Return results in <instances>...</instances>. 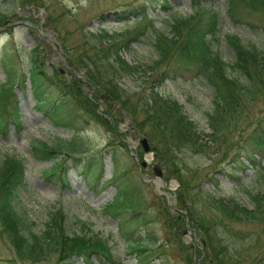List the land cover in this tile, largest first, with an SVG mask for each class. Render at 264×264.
Listing matches in <instances>:
<instances>
[{
	"label": "rangeland",
	"instance_id": "obj_1",
	"mask_svg": "<svg viewBox=\"0 0 264 264\" xmlns=\"http://www.w3.org/2000/svg\"><path fill=\"white\" fill-rule=\"evenodd\" d=\"M169 2L171 8H164L162 0H14V2L0 0V12L9 16L7 22L0 25V85L6 81L8 72L1 55L3 48L14 57L13 75L16 81L20 79L22 72H28L30 68L28 56L36 46H40V58L46 59L47 70L52 73L54 69H61L62 78L69 81L73 72L79 78L87 80L91 64L88 61L80 62L83 54L112 48V51H118L130 65L139 66L135 75L116 76L119 85L130 93V104L135 106L140 103L139 97L144 92H149L150 86L153 85L144 83V80L151 76L149 66L157 57L154 45L157 30L170 35L173 14L175 12L183 16L191 14V0ZM141 5L146 6L147 19L130 17L121 20L117 16V13L128 12ZM214 7L220 11L221 24L219 38L213 40V46L224 61L232 63L235 57L234 49L225 38L227 34L237 35L246 46H263V32L254 29L246 21L234 22L228 17V0H218ZM239 8V13L244 16L247 9L242 6ZM103 32H107L109 36H99ZM92 72L102 74L105 68L101 67L99 71L92 69ZM228 74L230 77L236 76L230 69ZM159 89L161 95L177 99L185 112L198 123L199 128L211 134L208 121L215 108L214 89L203 78L187 73L176 79L166 80ZM14 91L22 129L19 130L13 123H9L5 133L0 130V161L5 156H16L25 162L26 181L20 192L19 208L35 222L34 230H40L51 213H60L65 220L67 234L80 233L86 227L89 235L96 234L109 242L115 259L114 264H136L125 237L120 234L121 218L105 210V206L113 201L117 194L116 186L110 185L108 181L115 173L114 161L117 159L131 186V193L138 196L136 207L124 212L122 217L132 220H128L127 226L138 229L140 236H147L146 234L151 232L158 242L163 244L155 253L159 258L150 264H211L210 257H207V261L204 260L207 252L204 249L203 232L188 218L185 224L180 220V214L187 216L186 211L181 210L177 203L180 182L174 170L160 160L156 151L151 150L153 145L159 147L161 137L150 124L131 127L129 114L123 110L116 112L117 128L123 134L120 141L108 126L88 118L90 117L88 113H84L77 129L79 132L76 130L74 132L69 127L53 123L48 110L38 111L29 81L25 87L16 85ZM84 91L89 93V96L97 98L99 112L107 110L108 103L100 97L99 91H92L88 87H85ZM261 110L263 113L264 100L248 107L246 123L245 120L241 122L229 142L240 141L244 134L251 130L249 122L255 120ZM139 119L142 118L139 116ZM244 126L246 130L242 133ZM76 132L82 138L85 149L83 153L74 155H79L84 162L87 159H83L85 155L80 154H89V157L97 158L96 161L103 157L105 168L101 179L106 180L104 187L102 183L91 185L89 177H86L81 169L83 163L80 162L78 165L79 170L75 169L73 157L67 152L59 155L65 159L68 167L66 186L61 182L59 174L49 180L42 172L50 168L54 160L39 161L33 157L31 145L35 141L53 144L57 140L73 138ZM142 138H147L150 151H144ZM205 140L208 138L205 137ZM205 140L202 142L204 145ZM111 144L115 147V152ZM208 144L210 147H204V150L211 154L217 151L214 142L208 140ZM234 152L235 148H231L230 153ZM221 157L219 152L214 155L212 162L204 154L185 153L177 166L185 174H192L195 171L202 173L198 180L192 182L195 187L209 191L218 198L233 197L251 206L250 194L258 190L256 171L259 167H253L244 158L243 161L249 166L247 172L234 175L228 168L218 172V168L227 167ZM142 162H146V165ZM155 166L162 169L161 178L155 175ZM132 211L139 213H134L132 218ZM206 211L209 215L213 214L212 209ZM233 229L241 232L245 237L244 242L249 243V246L250 243L255 244L252 237L257 239L256 246H250L251 248L244 252L243 264H253L254 259L264 252V223L242 220L234 223ZM222 237L228 238L224 235ZM180 244L185 247L181 249ZM195 247L201 249L203 254L200 255ZM94 260L96 264H112L108 261L100 262L96 258ZM0 264H57V262L55 257L40 262L22 261L18 258L12 243L0 232ZM75 264L85 262L77 259Z\"/></svg>",
	"mask_w": 264,
	"mask_h": 264
},
{
	"label": "trees",
	"instance_id": "obj_2",
	"mask_svg": "<svg viewBox=\"0 0 264 264\" xmlns=\"http://www.w3.org/2000/svg\"><path fill=\"white\" fill-rule=\"evenodd\" d=\"M217 1L191 0L190 15L183 16L177 12L173 14L170 35L157 30L154 44L157 57L149 66L151 76L144 80V83L153 85L150 86L149 92H144L139 97L140 103L135 106L130 104L131 95L119 85L116 76L135 75L139 66L130 65L118 51H112V48L83 54L80 62L88 61L91 64L87 80L79 78L72 71L70 81L62 78L61 69H54L52 73L47 70L46 59L40 58V46L30 51V68L28 72H22L20 79L16 81L13 75L14 57L3 48L1 55L8 72L6 81L0 85V130L5 133L9 123H13L19 130L22 129L14 88L16 85L25 87L28 81L36 98L37 109L48 110L53 123L69 127L74 132L79 128L84 113H88V118L108 126L119 139L123 134L117 128L118 111L123 110L129 114L131 127L150 124L161 137L159 147L153 145L151 150L156 151L160 160L174 170L180 182L177 203L180 209L187 213L186 217L180 214V220L185 224L188 218L205 235L204 249L207 255L204 260L207 261V257H210L211 264H243L244 252L256 246L257 239L252 237L255 244L250 243V247L249 243L244 242L245 237L241 232L233 229V224L242 220L264 223V110L263 113L260 111L255 120L249 122L251 130L244 134L240 141L232 143L229 140L246 119L247 108L264 100V43L261 47L246 46L237 35L227 34L225 38L234 49L235 57L232 63L224 61L213 46V40L219 38L221 24L220 11L214 7ZM162 2L164 8L172 7L169 0ZM240 6L247 9L244 16L239 13ZM145 8V5H141L128 12L117 13V16L121 20L130 17L147 19ZM126 13L128 14L125 15ZM227 15L234 22L246 21L254 29L264 33V0H228ZM8 19V15L0 12V25ZM99 36L109 35L103 32ZM101 67L105 68L102 74L92 72V69L99 71ZM229 69L236 73L235 77L229 76ZM187 73L203 78L214 89L215 108L208 121L211 134L199 128L198 123L185 112L177 99L160 94L159 88L166 80ZM85 87L99 91L100 97L108 103L107 110L101 111L106 116L98 111L97 98L85 93ZM244 130L245 126L241 132H245ZM77 132L73 138L57 140L53 144L41 140L32 143L31 151L36 160H54L50 168L42 171L47 179L52 180L59 174L63 185L68 184V167L65 159L59 156L60 153L67 152L73 157L74 168H77L80 162L83 163L81 169L89 177V182L94 183L93 179L100 180L105 168L103 157L96 161L97 158H91L89 154H80L85 155L83 159L87 161L84 162L79 155H74L83 153L85 149ZM205 137L214 142L217 151L211 154L204 150V147H210ZM203 140L206 141L205 145ZM110 146L115 152L113 144ZM231 148H235L234 153H230ZM219 152L227 167L218 168V172L228 168L234 175L245 173L249 166L243 161L244 158L253 167L259 166L256 171L258 190L250 194L251 206L233 197L218 198L209 191L195 187L192 182L198 180L202 173L195 171L185 174L177 166L185 153L204 154L214 162V155ZM121 167L115 159V173L109 181L111 185L116 186L117 194L114 200L105 206V210L121 218L120 234L125 237L136 264H150L159 258L155 253L163 244L158 242L151 232L147 233V236H140L138 229L127 226L132 220L128 221L122 217L124 212L136 207L138 196L131 193V186ZM168 178L169 176L166 180ZM25 181L26 165L23 159L5 156L0 161V232L12 243L19 259L40 262L55 257L57 264H75L77 259H81L85 264H96V258L100 262L115 263L112 248L107 240L96 234L89 235L86 227L80 233L67 234L65 220L60 213H51L45 225L40 230H34L35 222L19 208L20 192L25 186ZM207 209H212L213 214L209 215ZM134 213L139 211H132V218ZM222 235L228 238L223 239ZM180 245L182 249L184 245ZM195 249L200 255L203 254L198 247ZM263 253L254 259L253 264H264Z\"/></svg>",
	"mask_w": 264,
	"mask_h": 264
},
{
	"label": "water",
	"instance_id": "obj_3",
	"mask_svg": "<svg viewBox=\"0 0 264 264\" xmlns=\"http://www.w3.org/2000/svg\"><path fill=\"white\" fill-rule=\"evenodd\" d=\"M141 142L144 146L145 151H149L150 146L148 144L147 138L142 139ZM142 163H143V165H146V162H142ZM155 175L159 178H161L163 176V171L159 166H155Z\"/></svg>",
	"mask_w": 264,
	"mask_h": 264
}]
</instances>
